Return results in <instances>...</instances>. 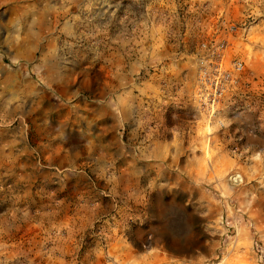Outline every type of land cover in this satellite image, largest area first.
<instances>
[{"label": "rangeland", "instance_id": "obj_1", "mask_svg": "<svg viewBox=\"0 0 264 264\" xmlns=\"http://www.w3.org/2000/svg\"><path fill=\"white\" fill-rule=\"evenodd\" d=\"M170 43L182 54L169 63L176 78L158 82L159 102L175 125L138 133L175 136L160 160L169 156L177 173L154 185L138 172L119 180L111 159L94 158L69 173L41 155L44 144L12 156L17 147L4 142L0 264H264V0H0V111L11 108L22 135L24 118L56 116L55 73L72 54L85 69L111 44L140 77L143 45L149 76ZM220 61L242 69L210 115L197 103V79ZM184 83L191 91L181 96ZM42 170L57 174L39 185ZM28 173L23 196L12 178Z\"/></svg>", "mask_w": 264, "mask_h": 264}, {"label": "crops", "instance_id": "obj_2", "mask_svg": "<svg viewBox=\"0 0 264 264\" xmlns=\"http://www.w3.org/2000/svg\"><path fill=\"white\" fill-rule=\"evenodd\" d=\"M138 48L141 50L136 63L137 68L141 70L140 77L139 71L134 73L130 68H126L131 57L116 54L111 44L99 59H91L85 69H79L78 57L72 54L69 67L55 73L53 88L56 91L58 112L54 118H46L39 123H32L30 117L24 118L21 125L23 133L16 136L15 129L20 123L16 125L11 119L14 115L11 108L1 109L0 115H5L7 122L0 123V151L4 152L3 143L6 142L8 152L15 147L18 149L16 153L13 150L12 156H19L20 151L24 155H30L31 143H40L44 144L40 147L41 155L54 158L55 165L70 169L69 173L78 169L80 158H94L111 159V172L122 175L117 177L119 180H125L129 172H138L140 183L150 185L160 183L159 175L165 176L167 173L172 177L173 173H177L174 170V161L170 160L169 156L164 160L160 158L165 157V146L173 150L171 145L176 142L175 136L156 134L151 129L148 133L141 134L138 130L140 131L139 127L142 129V126L174 127V120L169 122L164 117L163 110L169 112V107L165 109L159 102L164 96V88L159 84L161 81L171 82V78H176L175 74L172 77L169 63L182 53L178 54L174 43L167 44L159 52L158 59L163 61V64L149 76H145L148 64L146 57L143 58L145 46ZM46 77L50 79L53 76L49 74ZM180 80L183 81L181 77H177V82ZM184 84L181 96L188 95L191 91L187 87L190 83ZM149 93L153 99L148 101L145 96ZM179 99L184 100L180 105L184 108L187 105V97ZM3 155L5 154L2 153L1 156ZM128 163L138 166H129ZM131 167L135 169L132 170ZM47 173L57 174L56 171L42 170L38 173L39 176H44L40 177L39 185L42 180L46 182ZM168 179L166 176L161 182L169 183ZM12 184L13 190L22 184V195L25 196L32 188L33 182L28 173L23 176L22 183L13 175Z\"/></svg>", "mask_w": 264, "mask_h": 264}, {"label": "built area", "instance_id": "obj_3", "mask_svg": "<svg viewBox=\"0 0 264 264\" xmlns=\"http://www.w3.org/2000/svg\"><path fill=\"white\" fill-rule=\"evenodd\" d=\"M214 69V72L200 71L195 92L199 108L210 115L219 108L225 91L234 81L233 76L242 69V63L236 61L224 67L220 61Z\"/></svg>", "mask_w": 264, "mask_h": 264}]
</instances>
